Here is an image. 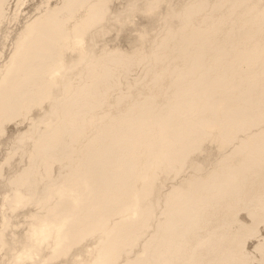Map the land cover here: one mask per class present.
<instances>
[{
    "label": "bare ground",
    "instance_id": "obj_1",
    "mask_svg": "<svg viewBox=\"0 0 264 264\" xmlns=\"http://www.w3.org/2000/svg\"><path fill=\"white\" fill-rule=\"evenodd\" d=\"M0 264H264V0H0Z\"/></svg>",
    "mask_w": 264,
    "mask_h": 264
}]
</instances>
